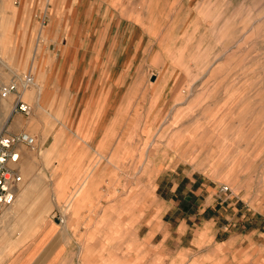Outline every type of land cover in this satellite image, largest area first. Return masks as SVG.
I'll return each instance as SVG.
<instances>
[{
  "label": "rangeland",
  "instance_id": "rangeland-1",
  "mask_svg": "<svg viewBox=\"0 0 264 264\" xmlns=\"http://www.w3.org/2000/svg\"><path fill=\"white\" fill-rule=\"evenodd\" d=\"M111 1L131 51L143 36L109 71L112 146L71 166L52 215L94 254L83 264H264V0ZM56 3L0 0V81H42ZM162 177L197 197L187 214L162 212ZM184 218L182 241L162 231Z\"/></svg>",
  "mask_w": 264,
  "mask_h": 264
},
{
  "label": "crops",
  "instance_id": "crops-1",
  "mask_svg": "<svg viewBox=\"0 0 264 264\" xmlns=\"http://www.w3.org/2000/svg\"><path fill=\"white\" fill-rule=\"evenodd\" d=\"M111 4V0H57L54 7L59 13L47 20L46 40L38 56L42 81H15L13 91L0 94V131L27 130L36 137L34 147H19L22 181L15 200L0 206V264H83L94 257L84 253L86 243L66 238V228L52 211L65 181L74 174L71 166L84 167L98 145L107 151L113 143L109 134L114 125L115 81L109 71L116 54L137 53L143 35L131 51L137 36L131 26L123 25L131 20L116 13ZM9 82L0 81V86ZM18 100L30 105L27 113L15 108ZM179 182L172 177L156 180L157 202L158 188L168 189L166 195L159 194L163 213L187 214L193 205L188 201L197 200L189 192L174 200ZM170 226L168 222L162 231L168 237L174 231L172 237L179 241L189 232L185 218L176 228ZM153 232L157 236L158 228ZM154 244L158 245V237Z\"/></svg>",
  "mask_w": 264,
  "mask_h": 264
},
{
  "label": "built area",
  "instance_id": "built-area-1",
  "mask_svg": "<svg viewBox=\"0 0 264 264\" xmlns=\"http://www.w3.org/2000/svg\"><path fill=\"white\" fill-rule=\"evenodd\" d=\"M16 82L11 81L0 86V94L6 95L15 89ZM16 109L27 113L30 105L18 100ZM36 137L27 130L18 132H2L0 131V206L8 205L16 197L17 189L22 181V174L18 171L17 161L19 160V147H34ZM226 189V186H222ZM62 217H58L61 221Z\"/></svg>",
  "mask_w": 264,
  "mask_h": 264
},
{
  "label": "bare ground",
  "instance_id": "bare-ground-1",
  "mask_svg": "<svg viewBox=\"0 0 264 264\" xmlns=\"http://www.w3.org/2000/svg\"><path fill=\"white\" fill-rule=\"evenodd\" d=\"M14 200H15V199H14ZM14 200H13V201H14ZM11 203H12V202H11ZM8 205H9V204H8ZM3 206H6V205H3ZM61 221H63V218L61 219ZM59 223H61V222H59Z\"/></svg>",
  "mask_w": 264,
  "mask_h": 264
}]
</instances>
